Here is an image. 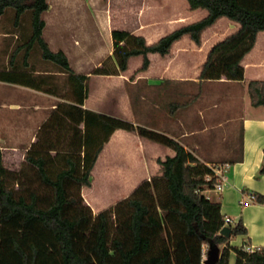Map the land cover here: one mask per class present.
<instances>
[{"label": "trees", "instance_id": "16d2710c", "mask_svg": "<svg viewBox=\"0 0 264 264\" xmlns=\"http://www.w3.org/2000/svg\"><path fill=\"white\" fill-rule=\"evenodd\" d=\"M188 2L192 9H207L208 15L153 43L143 35L115 28L113 54L94 73L120 74L128 69L130 58L138 55L143 56L140 69L145 70L150 53L168 54L185 34L201 44L203 31L221 17H228L240 27L213 45L199 77L245 79L242 60L253 48L257 34L264 31V0ZM8 8L16 12V27H21L23 15L30 13L31 28L23 32V41L11 54V67L0 70V79L41 88L44 79L36 81L18 67L17 56L22 51L26 58L37 51L45 62L68 74L74 98L83 104L89 76L77 73L68 55L62 49L53 50L44 37L47 23L43 13L50 8L49 1L0 0V19ZM248 89L252 104L264 105V80H251ZM55 125H64L65 131L74 134L70 145L79 141L81 149L73 151L68 145L54 157L49 152L50 143L40 151L30 149L26 159L35 166L36 182L33 179L26 187L20 178L18 189L8 183L11 174L4 166L0 145V264H204L211 248L220 250L216 264H230L232 252L236 264H264V246L251 250L232 245L231 237L221 234L226 217L222 203L203 193L215 185L214 176L206 179L213 171L175 138L78 104H59L43 127L51 131ZM117 129L137 132L176 153L159 159V175L144 180L113 207L94 213L81 189L92 185L98 157ZM61 137L62 133L59 140ZM57 157L59 160L52 159ZM263 174L264 163L258 172ZM253 194L254 200L264 203L263 194ZM230 227L231 236L248 234L242 219Z\"/></svg>", "mask_w": 264, "mask_h": 264}, {"label": "crops", "instance_id": "0c3cea01", "mask_svg": "<svg viewBox=\"0 0 264 264\" xmlns=\"http://www.w3.org/2000/svg\"><path fill=\"white\" fill-rule=\"evenodd\" d=\"M139 4L138 15L143 18L147 14L148 17L139 23L138 31L131 32L143 35L148 43L208 15L207 9H192L188 0H141ZM2 20L3 17L0 22ZM159 25L167 27L159 32L156 29ZM239 27L240 23L221 17L203 31L201 44L185 34L173 43L168 54L150 53V65L145 70L140 69L142 55L131 57L128 69L120 74H96L100 77L97 92L90 88L92 74L77 70L65 52L74 70L89 76V91L83 104L74 98L67 73L45 62L41 54L38 59H32L33 54L26 58L22 51L19 69L36 81L44 79L45 82L38 88L23 81L0 79V145L4 166L12 177L15 176L17 188L20 187L19 178L26 184L36 180L35 166L26 159L30 149L40 151L50 143L49 152L54 157L65 151L61 148L69 147L74 134L65 131L64 125H55L51 131L43 125L59 104H78L84 109L131 118L136 125L169 135L208 166L230 163L229 182L224 191L207 188L203 193L212 201L222 203L224 216L231 217L234 222L230 226L242 219L247 227L248 234L231 236L232 245H244L251 250L264 246V203L250 197L253 193L264 195V174L258 175L264 163V105L254 106L248 89L251 80H264V31L257 34L253 48L242 60L245 79L205 80L199 77L213 45ZM6 34L12 33L2 28L0 36L6 37ZM134 61L136 64L132 68ZM10 67L11 63L6 67L5 62L0 70ZM79 127L82 128L83 123ZM70 149L79 152V141L70 145ZM114 152L121 156L129 154L126 161L136 162L140 168L141 172L134 177L138 179L135 188L161 173L159 159L176 153L173 148L136 132L117 129L100 153L93 172ZM115 166L107 167L116 169ZM89 188L82 187L83 197ZM232 255L236 258L235 252Z\"/></svg>", "mask_w": 264, "mask_h": 264}, {"label": "rangeland", "instance_id": "374dc122", "mask_svg": "<svg viewBox=\"0 0 264 264\" xmlns=\"http://www.w3.org/2000/svg\"><path fill=\"white\" fill-rule=\"evenodd\" d=\"M48 1L50 8L43 13L47 23L44 30L45 39L53 50L62 49L67 52L77 70L92 74L90 88L97 92L95 90L99 89L100 77L93 71L112 55V30L118 28L135 32L139 29V23L147 20V14L143 18L138 15L141 0ZM15 14L13 8H8L0 22V30L6 27V31L10 30L12 33L6 34V37L0 36V65L6 62V67L10 65L9 56L23 41V32L27 33L31 28L30 13L23 15L21 27H16L13 23ZM166 27L159 25L156 29L160 32ZM39 55V52H34L32 59H38ZM17 57L19 60L20 56ZM135 64L136 61L132 63V68ZM125 119L135 123L131 118ZM128 155L123 153L121 156L115 152L108 154L101 166L93 172V182L86 190L84 199L93 208L94 213L113 207L118 201L129 196L135 188L138 179L134 177L141 170L136 162L126 161ZM112 165H116V169H108L107 166ZM8 183L18 189L12 176H9ZM26 185L24 181L23 187ZM34 186L37 187L38 184ZM231 225H234V222ZM235 260V255H232L230 264H235Z\"/></svg>", "mask_w": 264, "mask_h": 264}, {"label": "built area", "instance_id": "2783aa9c", "mask_svg": "<svg viewBox=\"0 0 264 264\" xmlns=\"http://www.w3.org/2000/svg\"><path fill=\"white\" fill-rule=\"evenodd\" d=\"M209 167L212 169L213 173L210 175H207V179L210 180L213 176L215 177V185L213 189L222 192L224 191L227 183L229 182V169H230V163H215V164H209ZM250 197L254 199V194H251ZM233 222L231 217H225V225L224 226H230Z\"/></svg>", "mask_w": 264, "mask_h": 264}, {"label": "water", "instance_id": "95a60500", "mask_svg": "<svg viewBox=\"0 0 264 264\" xmlns=\"http://www.w3.org/2000/svg\"><path fill=\"white\" fill-rule=\"evenodd\" d=\"M1 190V187H0ZM232 228L230 226H224L221 230V234L231 237ZM220 255V250L218 248H211L204 264H216Z\"/></svg>", "mask_w": 264, "mask_h": 264}]
</instances>
